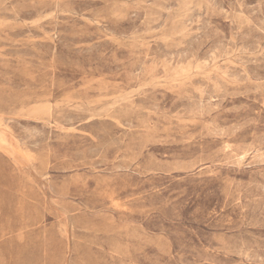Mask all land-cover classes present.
<instances>
[{"label":"rangeland","instance_id":"rangeland-1","mask_svg":"<svg viewBox=\"0 0 264 264\" xmlns=\"http://www.w3.org/2000/svg\"><path fill=\"white\" fill-rule=\"evenodd\" d=\"M0 264H264V0H0Z\"/></svg>","mask_w":264,"mask_h":264}]
</instances>
